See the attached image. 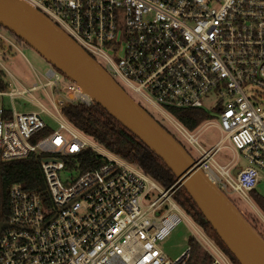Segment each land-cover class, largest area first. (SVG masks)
<instances>
[{"label":"built area","instance_id":"obj_1","mask_svg":"<svg viewBox=\"0 0 264 264\" xmlns=\"http://www.w3.org/2000/svg\"><path fill=\"white\" fill-rule=\"evenodd\" d=\"M25 1L62 27L130 95L158 111L172 131L156 118L218 188L254 204L251 191L264 174V0ZM8 44L19 49L23 41L0 25V49ZM2 69L0 168L36 164L44 185L15 182L6 196L0 194V223L7 224L0 230V264H188L191 246L175 259L160 246L185 218L210 256L208 264H234L178 203V179L161 185L66 117L67 103L95 102L79 84L66 77L63 83L53 67L46 82L20 90ZM40 86L52 107L39 103L38 110L20 111L3 102ZM215 91L222 100L217 121L190 129L170 110L205 109L203 96ZM44 114L58 124L55 129ZM210 125L222 138L207 147L199 136ZM228 144L249 165L239 167L234 158L220 163L216 157ZM87 150L98 164L83 163Z\"/></svg>","mask_w":264,"mask_h":264},{"label":"water","instance_id":"obj_2","mask_svg":"<svg viewBox=\"0 0 264 264\" xmlns=\"http://www.w3.org/2000/svg\"><path fill=\"white\" fill-rule=\"evenodd\" d=\"M0 25L76 82L174 173L240 264H264V237L188 150L72 36L25 0H0ZM238 173V169L235 174ZM0 223V230L6 226Z\"/></svg>","mask_w":264,"mask_h":264},{"label":"trees","instance_id":"obj_3","mask_svg":"<svg viewBox=\"0 0 264 264\" xmlns=\"http://www.w3.org/2000/svg\"><path fill=\"white\" fill-rule=\"evenodd\" d=\"M10 33L15 35L12 32ZM17 38L20 39L19 37ZM170 110L190 129H196L203 121L212 118L211 114L203 108H172ZM63 112L85 134L110 152L149 173L161 185L167 186L176 180V176L166 163L155 153L151 152L130 130L115 119L99 103L94 102L91 105H86L69 102L63 107ZM96 156L94 151L87 150L83 155V163L88 166L98 164L99 161H96ZM15 182H22L28 188L34 189L37 188L38 183L41 186L44 185L40 166L36 164L34 166L3 164L0 168V194L6 196L8 188ZM251 196L257 201L264 213V197L258 192L257 188L251 191ZM176 199L189 216L196 221H202L203 215L201 211L183 186L179 189ZM201 223L208 235L231 257L233 263L240 264L231 255L228 247L212 225L208 222ZM190 246L192 248V256L188 264H197L198 262L207 264L209 262L210 256L206 251L202 253L198 242L193 236L190 237Z\"/></svg>","mask_w":264,"mask_h":264},{"label":"rangeland","instance_id":"obj_4","mask_svg":"<svg viewBox=\"0 0 264 264\" xmlns=\"http://www.w3.org/2000/svg\"><path fill=\"white\" fill-rule=\"evenodd\" d=\"M0 62L2 66L6 68V70L11 74L10 75L6 73V79L10 82H13L14 86H16L20 90L28 89L35 83L41 84L46 82V73L49 69L53 68L52 64H50L43 56H41L35 49L27 45L24 41L23 44H19V49L13 47L11 44H8V46H6L4 50L0 49ZM2 66L0 65V69L4 71L2 69ZM57 72L62 75V82L65 83L64 79L66 76L59 70ZM261 90L264 97V88H261ZM131 94L137 100H141L140 97H138L133 92H131ZM262 100V106H264V98ZM202 101L204 108L211 114L212 119L214 121H217L219 117L218 108L222 104L219 93L217 91L210 92L208 95L203 96ZM3 102L7 106H13L14 104L15 107L20 111H29L35 109L38 110L39 103H43L48 107H52L48 94L41 86L31 92L24 93L13 103L8 96L3 97ZM142 104L147 107V109L155 117L161 120L172 131V128L165 122L166 120L163 119L162 115L158 111H156L151 105L145 102H142ZM43 116L50 124L51 129H55L58 126L55 121L48 118L45 114ZM205 121H203L201 124H204ZM220 138H222V134L220 133L216 125H210L201 132L199 141L204 146L210 147ZM224 142H226V140ZM228 147L230 148L229 144L227 145V147L223 148L221 152L218 153L216 158L220 163H227L231 158H234L238 161L239 167H246L247 165H249V161L245 155H243L240 151H235L229 149ZM103 152L108 156L112 155V153L108 151ZM190 152L192 153L191 150ZM257 190L264 197L263 173L260 182L257 185ZM229 197L252 223V225L259 231V233H261V235L264 237V213L257 201L252 197V200L255 204L252 205L237 193L229 194ZM192 231L193 229L188 218H185L173 229V231L166 239L160 242L161 248L169 258L175 259L189 248L190 237L194 235ZM198 244L200 250L203 253L205 249L199 242ZM197 264L200 263L198 262Z\"/></svg>","mask_w":264,"mask_h":264},{"label":"flooded vegetation","instance_id":"obj_5","mask_svg":"<svg viewBox=\"0 0 264 264\" xmlns=\"http://www.w3.org/2000/svg\"><path fill=\"white\" fill-rule=\"evenodd\" d=\"M8 30V29H7Z\"/></svg>","mask_w":264,"mask_h":264}]
</instances>
